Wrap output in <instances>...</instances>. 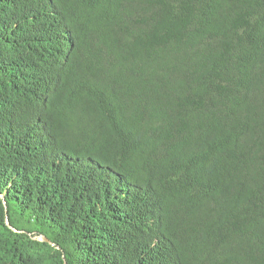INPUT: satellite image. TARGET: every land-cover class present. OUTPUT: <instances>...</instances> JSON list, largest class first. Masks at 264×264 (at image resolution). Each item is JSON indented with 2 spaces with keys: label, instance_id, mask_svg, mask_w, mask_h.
Wrapping results in <instances>:
<instances>
[{
  "label": "trees",
  "instance_id": "trees-1",
  "mask_svg": "<svg viewBox=\"0 0 264 264\" xmlns=\"http://www.w3.org/2000/svg\"><path fill=\"white\" fill-rule=\"evenodd\" d=\"M0 264H264V0H0Z\"/></svg>",
  "mask_w": 264,
  "mask_h": 264
},
{
  "label": "water",
  "instance_id": "water-1",
  "mask_svg": "<svg viewBox=\"0 0 264 264\" xmlns=\"http://www.w3.org/2000/svg\"><path fill=\"white\" fill-rule=\"evenodd\" d=\"M7 224L10 226L9 221L7 222ZM15 231H16V230H15ZM42 240H43L44 242H49L45 237H42Z\"/></svg>",
  "mask_w": 264,
  "mask_h": 264
},
{
  "label": "bare ground",
  "instance_id": "bare-ground-1",
  "mask_svg": "<svg viewBox=\"0 0 264 264\" xmlns=\"http://www.w3.org/2000/svg\"><path fill=\"white\" fill-rule=\"evenodd\" d=\"M48 240V239H47ZM49 241V240H48ZM49 243V242H48Z\"/></svg>",
  "mask_w": 264,
  "mask_h": 264
}]
</instances>
